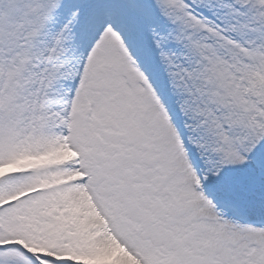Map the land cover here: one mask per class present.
Listing matches in <instances>:
<instances>
[{
    "label": "snow or ice",
    "instance_id": "snow-or-ice-1",
    "mask_svg": "<svg viewBox=\"0 0 264 264\" xmlns=\"http://www.w3.org/2000/svg\"><path fill=\"white\" fill-rule=\"evenodd\" d=\"M0 264H264V0H0Z\"/></svg>",
    "mask_w": 264,
    "mask_h": 264
}]
</instances>
